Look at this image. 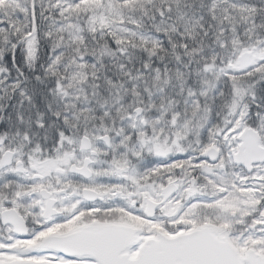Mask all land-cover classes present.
Wrapping results in <instances>:
<instances>
[{"label": "snow or ice", "instance_id": "snow-or-ice-1", "mask_svg": "<svg viewBox=\"0 0 264 264\" xmlns=\"http://www.w3.org/2000/svg\"><path fill=\"white\" fill-rule=\"evenodd\" d=\"M0 264H264V0H0Z\"/></svg>", "mask_w": 264, "mask_h": 264}]
</instances>
